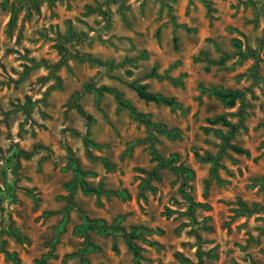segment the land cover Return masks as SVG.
<instances>
[{
    "label": "rangeland",
    "instance_id": "374dc122",
    "mask_svg": "<svg viewBox=\"0 0 264 264\" xmlns=\"http://www.w3.org/2000/svg\"><path fill=\"white\" fill-rule=\"evenodd\" d=\"M0 264H264V0H0Z\"/></svg>",
    "mask_w": 264,
    "mask_h": 264
},
{
    "label": "trees",
    "instance_id": "16d2710c",
    "mask_svg": "<svg viewBox=\"0 0 264 264\" xmlns=\"http://www.w3.org/2000/svg\"><path fill=\"white\" fill-rule=\"evenodd\" d=\"M135 90L137 91L138 95L143 98L144 100L148 102H155L157 104H165L168 106H175L176 105V99L175 98H168L164 97L159 94L152 93L147 90L145 85H135ZM218 96L222 98L224 102H226L229 105H234L236 99L239 97V93L236 91H218ZM214 122H222L225 125H231L230 121L225 116H219L215 119ZM235 150L241 153H246L247 151L245 149L235 147ZM130 246L134 249V252L137 253V249L135 248L132 241H129Z\"/></svg>",
    "mask_w": 264,
    "mask_h": 264
}]
</instances>
